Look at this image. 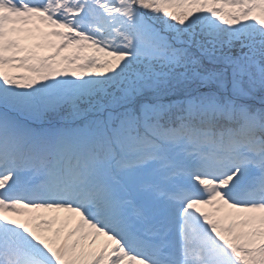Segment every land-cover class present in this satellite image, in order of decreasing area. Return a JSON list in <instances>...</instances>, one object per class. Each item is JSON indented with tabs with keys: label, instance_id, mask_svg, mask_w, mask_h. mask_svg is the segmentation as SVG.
<instances>
[{
	"label": "snow or ice",
	"instance_id": "obj_1",
	"mask_svg": "<svg viewBox=\"0 0 264 264\" xmlns=\"http://www.w3.org/2000/svg\"><path fill=\"white\" fill-rule=\"evenodd\" d=\"M0 264H264V0H0Z\"/></svg>",
	"mask_w": 264,
	"mask_h": 264
}]
</instances>
